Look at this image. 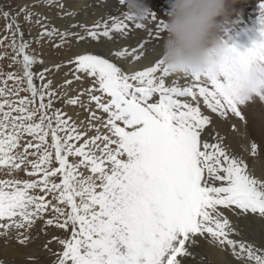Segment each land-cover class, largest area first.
I'll use <instances>...</instances> for the list:
<instances>
[{
    "label": "snow or ice",
    "instance_id": "1",
    "mask_svg": "<svg viewBox=\"0 0 264 264\" xmlns=\"http://www.w3.org/2000/svg\"><path fill=\"white\" fill-rule=\"evenodd\" d=\"M39 2L62 10V18L78 15L73 0ZM94 6L98 0L85 14ZM260 9L264 24V2ZM116 12L61 31L28 5L0 4L6 21L0 60L10 49L21 69L0 70V170L30 178L0 180V236L25 244L37 222L63 230L65 238L53 236L44 245L55 257L52 264H204L205 244L233 258L223 264H264V178L216 131V121L238 118L246 125L244 109L257 98L264 102V41L245 52L231 44L206 75L174 74L160 58L165 21L153 12L133 18L126 0H118ZM21 16L41 29L37 43L58 37L56 47L88 38L112 41L117 33L145 29L138 21L151 20L154 27L138 47L75 56L65 73L73 79L54 88L47 74L63 65L34 71L44 61L31 53L33 38H25ZM106 56L131 61L118 65ZM140 60L147 66L134 69ZM86 78L92 87L70 97L67 86ZM86 94L106 118L89 109L87 123L78 122L55 107L61 100L85 107ZM257 148L251 143L253 156ZM246 230L259 239H243ZM53 241L60 251L48 247Z\"/></svg>",
    "mask_w": 264,
    "mask_h": 264
},
{
    "label": "rangeland",
    "instance_id": "2",
    "mask_svg": "<svg viewBox=\"0 0 264 264\" xmlns=\"http://www.w3.org/2000/svg\"><path fill=\"white\" fill-rule=\"evenodd\" d=\"M74 1H77L78 3L74 2ZM94 2H95V0H73L72 6L79 13L73 19V18H62L63 17L62 10L57 9V8L50 6V5H44L43 3L39 2V0H0V4L6 5L8 3H13V5L25 4V5L30 6L32 11L39 13L40 15L47 16L49 18L48 22H49L50 28L55 27L61 31H64L65 29H67L69 27L70 23H78V22L86 23L85 20L88 17H91L90 14H92L91 13L92 10H95L97 12L105 10L106 12H109L112 9L110 3H106L105 0H98L99 6H94L93 8H87L86 12H88V13L86 15L85 11H84L85 6L88 5L89 3H94ZM111 2H112V4L114 3L113 7H115V4L117 1L111 0ZM246 2H247V0H241V3L236 6L237 11L242 12L244 4H246ZM144 3L149 8L150 12L155 13L161 19H163L164 21H167L168 13L170 10L171 0H144ZM256 4L253 6V9H252L253 11L256 9L254 11L255 14L253 13V15H254L253 18H251L252 14H250L248 16H246L245 14H242L241 17H243V18L241 20L244 23L240 20L239 17H235V16L232 18V21H231L235 26L229 32V34L231 32L233 34V35H230L231 40L229 41V43L237 45L238 50L241 52H242V50H243V52H245V50H246L247 34H248V36H250V34H251V35H254L255 37H257L258 35L264 36V35H262L261 31L258 29V27H262V24L260 22H258L259 18L261 17V9L256 8ZM33 5H35V6L33 7ZM116 13L117 12H115V9H114V12L112 11L109 15H117ZM252 19L254 20V22ZM238 20H240V21H238ZM247 20L248 21L250 20L252 23L250 21L248 22ZM18 22L22 25V31L25 33V38L26 39H28L29 37L33 38V43L31 45V49H30L31 53L35 54L37 59L44 61V65H36L34 67V71H40V70H42L43 67H54V65H56V64L63 65L59 69L58 72L47 74L48 78L53 80L54 88H58L60 85H62L64 83V81L66 79H73V76L71 74L68 76H65V73H69L70 69L74 67L73 65L67 64V62L71 59H74L75 56L81 54L79 51H81V50L85 51L86 50L87 52H93L94 54H97V53H99V51L95 52V50H92L91 48L99 46V45L101 48H107L106 47L107 43L105 42L107 40L106 38H103V43H100L98 41H95V42L91 41V38H88V43H85L84 41L77 43V42H75V40H73L70 45L65 44V45H62L60 47H56V45L59 44V38L58 37H54L50 41L45 39L44 41H40L39 43H37L35 41V38L38 36L41 29L39 27H34V26L29 25L27 22L24 21L23 16H21L19 18ZM138 22L144 23L146 25L145 29L137 30V32L140 33L139 35L136 36L134 33H132L133 31H131L126 36H122L119 33L115 34L114 40H112L111 42L113 44H116V45H118V44L121 45L119 48L116 49V51L122 50L125 46L126 47H130V46L132 47V44H133V47H138V45L140 43H142L145 39H147V36L144 34H146L147 29L154 27L153 22L151 20L138 21ZM110 23H112V22H110ZM129 23H132V22H129ZM241 23H243V24H241ZM5 25H6V21L4 19L0 18V38H2L6 34L4 31ZM241 25L245 26L248 29V32L250 34L247 32V29L244 27H241ZM252 25H253V27H252ZM254 28L258 32H256ZM235 31H236V33H235ZM244 34H245V36H244ZM166 35L167 34L165 33L164 36H166ZM127 38H129V40ZM225 38L227 39L228 37H225ZM240 42H242V43H240ZM7 43H8V41H5V44H7ZM162 44H163V42H162ZM128 45H130V46H128ZM80 48H83V49H80ZM5 50H6L5 48H0V53H3ZM7 51L9 52V56L4 58L3 60H0V70H2L4 73H13V72L19 73L21 71L20 67L18 65L12 64L11 50L7 49ZM105 58H107V57H105ZM120 59H121V62L123 63L122 65L128 64L131 61V57H129L127 60L125 58H120ZM112 62H114V61H112ZM144 62H145L144 60L135 61L132 63V65L138 64V65L143 66L145 64ZM9 65H12V66L9 67ZM81 75L83 76V74H81ZM9 83L11 84V81ZM37 83H38V81H37ZM90 87H92V78H86V79H82L81 81H75L74 80L72 85L67 86V89L69 91V96L75 97L78 95V93L80 91H83V90L88 89ZM94 94L100 95V93H98V92L94 93ZM81 99L84 101V104L86 105L85 107H81L79 105L67 106L63 103L62 100L57 102L55 104V107L58 109H62L69 116H71L73 120H77L78 122L84 121L87 123V121L89 120V109L96 110L97 115L105 116V118H106V114H103L100 110L96 109V105L94 102L89 104L88 99H87V94L84 97H82ZM92 134H94V133L90 132V135H92ZM13 178H17V179H21V180L30 179L29 177H27L25 175V173L23 171L15 173L14 176H9L7 174V170H0V180H7V179H13ZM25 234L29 237V239L26 241L25 244L19 243V240L15 236H13L11 239L7 238L6 236H0V257H4V259L6 257L4 255V247H5V248H7V251H9L8 252L9 256H7L6 259H8V260L12 259L11 261H14L16 263H21V264H52V261L55 259V257H53L44 248V245L46 243H48L49 240H52L53 236L60 237V238H65L67 236V233H65L63 230L56 229L54 226L45 227L43 225V222H37V224L30 231L26 232ZM249 240L251 242H255L252 239H249ZM48 247L51 248L53 251H60L61 250V246L55 241L48 244ZM204 250H205L204 248L201 249V251H204Z\"/></svg>",
    "mask_w": 264,
    "mask_h": 264
},
{
    "label": "clouds",
    "instance_id": "3",
    "mask_svg": "<svg viewBox=\"0 0 264 264\" xmlns=\"http://www.w3.org/2000/svg\"><path fill=\"white\" fill-rule=\"evenodd\" d=\"M241 0H171L160 58L174 74L203 76L214 72L228 54L232 18L241 17ZM133 18L150 13L144 0H126ZM225 37H228L225 39Z\"/></svg>",
    "mask_w": 264,
    "mask_h": 264
},
{
    "label": "bare ground",
    "instance_id": "4",
    "mask_svg": "<svg viewBox=\"0 0 264 264\" xmlns=\"http://www.w3.org/2000/svg\"><path fill=\"white\" fill-rule=\"evenodd\" d=\"M116 1L117 2L115 4V7H113L114 6V3L112 4L111 0H105L106 3H110V5H111V8L112 9H111V11H109L110 13L112 11L114 12V9H115V12H116V9L118 7V0H116ZM74 2L78 3L77 1H74ZM262 2H264V0H247L246 4H244L243 10H242V14H245L246 16L252 14L251 15V18H253V16H254L253 13L256 10V9L254 11L252 10L253 9V6L257 3L256 4V8H260V4ZM109 12H106L105 10H102L100 12H97L95 10H92L91 11L92 14H90L91 17H88L85 21H86V23L89 26H91L96 19H99L101 17H106L107 15L110 14ZM120 18H122V17H120ZM239 18L241 20L243 17H239ZM240 20H238V21H240ZM253 22H254V20H253ZM258 22L261 23V17L259 18V21ZM243 23H241V24H243ZM129 24H131V23H129ZM241 27L246 28L243 25H241ZM252 27H253V25H252ZM263 28H264V24H262V27H258V29L261 31V33H262V31H264ZM255 31H256V29H255ZM247 32H248V29H247ZM256 32H258V31H256ZM132 33H134L136 36L140 34V33L137 32V30L136 31H133ZM235 33H236V31H235ZM144 35H146V34H144ZM230 35H233L232 32L229 34V36ZM244 36H245V34H244ZM246 38H247V40H246L247 41V47H246V50L245 51H247L248 49L252 48L253 45H254V43L260 42V41H264V36H260V35H258L257 37H255L254 35H251L250 34V36H248V34H247V37ZM127 39L129 40V38H127ZM105 42L107 43L106 44V47L107 48H101L100 45H99V46L93 47L91 49L92 50H95V52L96 51H99L100 52L101 50H105L106 51L107 49H112L113 51H116V49L121 46L119 44L118 45L113 44L109 40H106ZM240 43H242V42H240ZM128 46H130V45H128ZM132 47H133V44H132ZM129 48H131V46ZM80 49H83V48H80ZM79 52L82 54V53L87 52V51L86 50L85 51L84 50H81ZM242 52H243V50H242ZM106 57L108 59H110L111 61H114L118 65H122L123 64L121 62V59L120 58H116L114 56H106ZM144 63L145 64L143 66L142 65L135 64V65H132V67L134 69H142L143 67H146L147 66V62L145 61ZM201 110L203 112L207 113V114H210L209 110H207L206 107L203 104H201ZM244 114H245L246 121H247V124L246 125L243 122L239 121L238 118H233L230 123H221L219 121H216V131L219 132V134L224 137V144L227 145V146H229V151L230 152H232V153L240 156L249 165V170L252 171L255 175H257L260 178H264V102H259V100L257 98V100L254 103H251L248 107H246L244 109ZM211 115L214 116L215 114H211ZM231 124H235L236 125V130H232ZM253 142H255L258 145L257 155H255V156L252 155V149H251V143H253ZM225 214L226 215H229L231 219H235V217L232 216L231 213L225 211ZM255 227L256 226H253V228H255ZM243 239H245V240H247L249 242H251L249 239H252V240H254L256 242L259 239V237L257 236V234H256L255 231L246 230V232L243 235ZM203 248L205 250L204 251H201L200 252V255H202L204 257V262H205L204 264H223L224 261H232L233 260V258L229 254L224 253V252H221L216 247H213L211 245L205 244L203 246ZM8 252L9 251H7V248L4 247V255L6 257L9 256ZM6 257H5V259H4V257H0V261H4L5 264H21V263H16L14 261H11L12 259L11 260H8V259H6ZM197 259L199 260V256H198Z\"/></svg>",
    "mask_w": 264,
    "mask_h": 264
}]
</instances>
